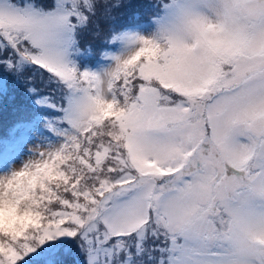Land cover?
<instances>
[{"label":"snow or ice","instance_id":"obj_1","mask_svg":"<svg viewBox=\"0 0 264 264\" xmlns=\"http://www.w3.org/2000/svg\"><path fill=\"white\" fill-rule=\"evenodd\" d=\"M21 88L0 264H264V0H0Z\"/></svg>","mask_w":264,"mask_h":264},{"label":"trees","instance_id":"obj_2","mask_svg":"<svg viewBox=\"0 0 264 264\" xmlns=\"http://www.w3.org/2000/svg\"><path fill=\"white\" fill-rule=\"evenodd\" d=\"M15 106L14 103H8L5 107L0 106V142H4L7 139L8 130L19 116L22 115L21 112L18 114L14 112L16 109Z\"/></svg>","mask_w":264,"mask_h":264},{"label":"rangeland","instance_id":"obj_3","mask_svg":"<svg viewBox=\"0 0 264 264\" xmlns=\"http://www.w3.org/2000/svg\"><path fill=\"white\" fill-rule=\"evenodd\" d=\"M133 2H134L135 4H144V3H148L149 0H133ZM135 10H136V9H130V10H127V11L121 10L120 12L117 13V15H118V19H119V20H126L127 17H128V15H129L131 12L135 11ZM141 11H143V10L141 9ZM144 19L147 20V16H145ZM93 46H94V47H99V46H100L99 41H98V40L93 41ZM8 103H14V105H16V106H15L16 109H15L14 112L17 113V114L20 113V111H18L19 107L22 106V105H24L23 103H27V102L24 100V98H23V89L21 88V89H18V90H17V99H16L15 102L0 101V104H1L0 106H1V107H5V106H7ZM3 147H4V142H0V151L3 150Z\"/></svg>","mask_w":264,"mask_h":264}]
</instances>
